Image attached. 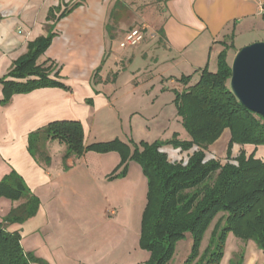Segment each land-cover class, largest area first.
<instances>
[{
    "label": "crops",
    "instance_id": "crops-1",
    "mask_svg": "<svg viewBox=\"0 0 264 264\" xmlns=\"http://www.w3.org/2000/svg\"><path fill=\"white\" fill-rule=\"evenodd\" d=\"M149 1L150 5L136 10L143 0H137L138 6L129 5V0H0V79L25 53L27 41L45 34L47 26L53 25L51 47H58L65 57L49 53V59L62 68L57 75L52 71L50 77L68 89L39 87L15 93L8 102L0 103V181L16 172L39 201L33 216L6 223L5 228L19 232L22 248L41 259L38 264H144L149 253L139 247V235L147 183L140 165L132 161L125 176L109 178L119 163L116 153L87 151L62 162L64 149L56 150L54 160L55 149H49L46 141L50 162H39L28 150L31 132L56 120H79L84 144L100 142L113 132L107 129L106 136L99 137L97 122L113 121L114 109L117 115L125 113L133 119L136 131L143 132L139 122L151 115L145 106L153 90L165 87L166 77L167 89L183 91L195 82L192 77L184 84L182 76H193L203 68L216 71L217 56L225 44L229 62L231 53L242 45L264 41V0ZM50 11L52 19L48 18ZM135 22V26L145 27V38L135 46L131 60L152 46L156 61L167 63V70L143 81L129 77L118 87L112 83L106 89L109 96L94 95L91 81L98 59L109 42L110 49L117 50V41H124ZM121 27L126 30L120 31ZM71 50L81 51L83 60L74 64L78 69L69 71L65 59ZM102 70L103 66L100 74ZM101 84L102 90L108 87L107 82ZM2 87L0 82V100ZM164 94L173 98L172 92ZM90 97L92 106L86 104ZM170 112L181 123L175 105ZM237 146L264 162V145ZM23 201L1 194L0 223ZM251 249L254 255L242 264H264V252L254 242Z\"/></svg>",
    "mask_w": 264,
    "mask_h": 264
},
{
    "label": "trees",
    "instance_id": "trees-1",
    "mask_svg": "<svg viewBox=\"0 0 264 264\" xmlns=\"http://www.w3.org/2000/svg\"><path fill=\"white\" fill-rule=\"evenodd\" d=\"M117 5L120 6L119 1ZM48 18H54L51 11ZM52 29L53 25L48 26L47 38L29 43L27 52L0 79V103L8 102L15 93L39 87L68 89L50 77V66L35 62L54 36ZM227 48L225 44L217 56L216 71L203 68L195 83L176 94V112L189 139L179 140L174 134L169 139L141 141L133 152L116 140L84 145L80 123L70 120L49 122L28 135V150L45 164L50 162L45 142L57 138L66 145L63 161L87 151H118L120 162L109 178L125 176L131 160L140 165L147 183L139 235V247L149 253L144 264H167L176 243L185 239L187 233L191 247L180 264H219L223 240L229 231L243 241L252 240L264 252V162L252 154L246 155L243 149L235 157L232 155L234 144L264 145V117L247 109L232 94ZM181 80L186 84L190 76H182ZM226 133L229 139L226 161L222 163L211 148L217 147ZM1 194L24 201L0 223V264L42 262L24 251L19 232L5 228L6 223H20L33 216L39 206L38 198L14 171L0 181ZM220 212L205 248L199 252L204 232ZM234 258L229 264H242V255Z\"/></svg>",
    "mask_w": 264,
    "mask_h": 264
},
{
    "label": "rangeland",
    "instance_id": "rangeland-1",
    "mask_svg": "<svg viewBox=\"0 0 264 264\" xmlns=\"http://www.w3.org/2000/svg\"><path fill=\"white\" fill-rule=\"evenodd\" d=\"M132 4H136L138 6L137 0H129V5H132ZM150 4L151 3L149 0H143V3H141L140 6L136 8V10L140 9L141 6H147ZM135 25H138L137 22L131 25V27H134ZM121 28L122 29L120 31L122 32L126 30V27H121ZM48 36H49V33H48V26H47L45 34L35 37L33 39H29V41H27V43L25 44V53L29 49V43L34 42L38 38H41V37L47 38ZM53 37L49 40V45L43 48L38 53V55L36 56L35 62L36 64H40L41 66H50L52 71L55 70L57 73L60 69H62L60 67L61 64L59 63L58 64L59 67H56V64L58 63V61L54 62L50 60L49 53L58 54V56L63 57V58L65 57H64L63 52L60 49H58V47L57 48L56 46L51 47V42H52ZM238 41L236 42L237 45H239ZM109 46H110V42L108 43V49L106 50L104 56L98 59V63L92 72L91 88H92L94 95L102 93V94H106L107 96H109V91H106V89L111 88L112 83L116 85L115 87H118L122 85L123 83H125L128 79L130 78L134 79L136 76L139 78L138 79L139 81L141 80L143 81L152 75H158L163 70H167L169 66L167 63H163V62L159 63L158 61H156L154 55L152 54L153 52V49L151 48L152 46L148 47V51L145 50L142 56H141V53H138L137 55H135L134 58H132V60H131V55L135 53V50H134L135 47H126L123 44V41L121 42L117 41L116 43V46L118 47L117 50H114L112 48L110 49ZM234 54L235 52H232L231 55L229 56L230 63H231V60ZM82 56H83V53L81 51L78 52L76 50H71L70 56L68 57V59H65L68 62L67 63L68 65L66 64L65 66L66 70L78 69L79 67H77L74 64H78V62L82 61L83 60ZM87 59L92 60V57L87 56ZM102 66H103V70H102V73L100 74ZM138 67H141L142 69L137 71L136 69ZM211 68H213V66ZM192 74L193 76L190 75V79L193 77L194 79L193 81L196 82L199 78L200 72L192 73ZM102 75L104 77L103 80L100 79ZM167 79L168 77H166L163 83V86L165 87H161L160 90L156 92L154 90L152 91V99L149 101V104L145 106L146 110L150 111L151 115L149 116L148 120L146 121L141 120L139 122V125L144 128L143 132L136 131L134 126H137V124L134 122L133 119L132 121H130V119L128 118V116L125 115V113H122L121 115H117V112L114 109L113 116L111 118L113 121L97 122V129H98L97 134L99 137L106 136L105 133L107 129L112 130L113 132L112 137L107 138V139L105 137H102L105 139H102L103 141H100V142L116 140L120 144L126 145V147L129 148L130 152H133L135 150V147L140 146L141 139L148 141L149 143V142H153L154 140H156V138H158L159 136H162L161 139H165V138H170V136H173L174 134L179 140L189 139V135L187 131L184 129V127L182 126V124L180 122H176V119L170 116L172 105H175L174 99L176 97V94L180 93L181 91L174 90V89H167L166 88L168 86L167 85L168 82H166ZM101 82L103 83L107 82L108 87L102 90ZM151 85L148 88L149 90L152 89ZM165 91L172 92L173 98L168 99L167 97H165L166 96L164 94ZM93 103L94 102L91 97L86 99L87 105L92 106ZM175 108H176V105H175ZM116 109H119V107L117 106ZM70 121H78L80 123L82 134H83L82 139L84 143V131H83L82 123L79 120H70ZM133 123H134V126H133ZM130 124L132 125V128H134L133 129L134 132L130 129V126H129ZM228 139L229 137L226 133V136L220 138L217 144V147L211 148L212 149L211 152L213 153V155H215L216 158L219 159L222 163L226 161V149H227ZM96 142H99V141H95L91 143H96ZM237 145L238 144H234L232 147L233 157H235L239 152L238 151L239 146ZM47 147L49 149H52V148L55 149V152L53 153L55 156L54 160H56L57 158L56 150L64 149V152H65V149H66L65 143L61 142L57 138H49L47 140ZM97 153H100V152H97ZM109 153H116L118 155L119 162H120V155H119V152L116 150H111V151L104 152L101 154H109ZM63 154H62V158L59 159L60 161L62 160V162H63ZM70 157H74V156H70ZM131 161L138 164L136 161H133V160ZM221 215H222V212L218 213L214 218H212L208 228L204 232L202 241L199 246V252H201L205 248L207 241L209 239L211 230ZM251 242L253 241L252 240L243 241L242 239L237 237L233 231L227 232L223 240V253L220 257L221 259H220L219 264H229L230 260H233V261L235 260L234 258L235 255L236 256L242 255V263L244 262V260L246 262L248 257H252L254 255L251 249ZM190 247H191V237H190V234L187 233L185 239H182L176 243L175 248H174V253L167 264L182 263L183 260L187 257L190 251ZM38 263L40 262H35V264H38Z\"/></svg>",
    "mask_w": 264,
    "mask_h": 264
},
{
    "label": "water",
    "instance_id": "water-1",
    "mask_svg": "<svg viewBox=\"0 0 264 264\" xmlns=\"http://www.w3.org/2000/svg\"><path fill=\"white\" fill-rule=\"evenodd\" d=\"M230 69L232 94L247 109L264 117V41L237 49Z\"/></svg>",
    "mask_w": 264,
    "mask_h": 264
},
{
    "label": "built area",
    "instance_id": "built-area-1",
    "mask_svg": "<svg viewBox=\"0 0 264 264\" xmlns=\"http://www.w3.org/2000/svg\"><path fill=\"white\" fill-rule=\"evenodd\" d=\"M145 38V27L134 26L126 31L123 44L126 47H135L140 44Z\"/></svg>",
    "mask_w": 264,
    "mask_h": 264
}]
</instances>
